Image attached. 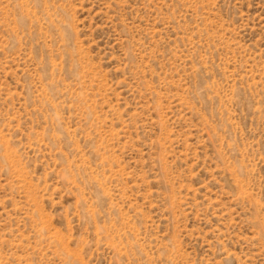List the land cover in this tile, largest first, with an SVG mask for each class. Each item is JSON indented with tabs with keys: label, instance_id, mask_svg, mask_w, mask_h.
<instances>
[{
	"label": "rangeland",
	"instance_id": "1",
	"mask_svg": "<svg viewBox=\"0 0 264 264\" xmlns=\"http://www.w3.org/2000/svg\"><path fill=\"white\" fill-rule=\"evenodd\" d=\"M0 264H264V0H0Z\"/></svg>",
	"mask_w": 264,
	"mask_h": 264
}]
</instances>
